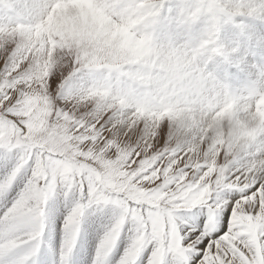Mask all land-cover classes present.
Listing matches in <instances>:
<instances>
[{"label":"snow or ice","instance_id":"1","mask_svg":"<svg viewBox=\"0 0 264 264\" xmlns=\"http://www.w3.org/2000/svg\"><path fill=\"white\" fill-rule=\"evenodd\" d=\"M249 17L264 0H0V264H111L125 231L115 264H264V67L234 87L221 40Z\"/></svg>","mask_w":264,"mask_h":264},{"label":"rangeland","instance_id":"2","mask_svg":"<svg viewBox=\"0 0 264 264\" xmlns=\"http://www.w3.org/2000/svg\"><path fill=\"white\" fill-rule=\"evenodd\" d=\"M244 24L243 28H236L235 26L226 27L222 34L221 40L222 43L229 48L235 47L242 51L245 61L246 67L241 69L238 73H229V82L234 87H240L242 85H247L252 83L253 79L258 76L259 70L261 67H264V22H260L251 17L247 18L242 22ZM228 39V40H227ZM231 39V40H229ZM227 42V43H226ZM4 169L0 167V174H2ZM6 204V206L4 203ZM63 199L59 201V204L55 202H50L49 204V217L51 218L53 213H62V211H67V205L64 203ZM10 204L9 201L0 200V212L4 211L6 207ZM4 205V208H3ZM62 208V209H61ZM3 209V210H2ZM54 209V210H53ZM193 211H196L195 209ZM111 216L112 213H109ZM51 225V226H50ZM53 223H51V219L49 222V228L51 229ZM53 232V241L60 242L63 238V233L60 235H56V230L51 229ZM55 232V233H54ZM96 232H101V236H103L104 228H99ZM95 232V233H96ZM83 235V233H82ZM47 236V235H46ZM101 239V238H100ZM92 241V240H91ZM91 250L93 251L92 255H96V243L91 242ZM59 242L56 244L59 246ZM80 244H77V249H79ZM22 253H18L20 255ZM76 253H74L75 257Z\"/></svg>","mask_w":264,"mask_h":264},{"label":"bare ground","instance_id":"3","mask_svg":"<svg viewBox=\"0 0 264 264\" xmlns=\"http://www.w3.org/2000/svg\"><path fill=\"white\" fill-rule=\"evenodd\" d=\"M233 27V26H232ZM228 40V39H227ZM229 40H231V39H229ZM227 43V42H226ZM3 201V200H2ZM52 203V202H51ZM1 204H4L5 206H6V204H5V202L4 203H1ZM64 204V203H63ZM4 205H3V208H4ZM62 209V208H61ZM3 210V209H2ZM54 210V209H53ZM62 213L64 214V215H66V213H67V211H62ZM110 215V214H109ZM111 216H109V218H110ZM51 219V218H50ZM62 221H63V216L61 215L60 216V223L62 224ZM52 223V222H51ZM108 223V219H106L105 220V224H107ZM51 226V225H50ZM52 227H53V229L54 230H56V227H55V224L53 223V225H52ZM52 227H51V229H52ZM101 229V228H100ZM102 229H103V227H102ZM55 233V232H54ZM61 233H63L62 231H61ZM61 233H59V235L61 234ZM46 235H47V232H46ZM102 236H101V232H94L93 233V235H92V238H91V242H94V243H96V245L99 243V241H100V238H101ZM59 242V241H58ZM57 241L55 242V247L56 248H58L59 246H57L56 244L58 243ZM49 243H51V242H49ZM128 243H129V234L127 233V231H125V233L124 234H122V236H121V240H120V242L117 244V246H116V248L113 250V253H112V257L110 258V260H111V264H115V261L116 260H119V258H120V256L123 254V252H124V249L127 247V245H128ZM75 253V252H74ZM74 253H73V255H74ZM91 253H93V251L91 250ZM92 256H94V255H92Z\"/></svg>","mask_w":264,"mask_h":264},{"label":"clouds","instance_id":"4","mask_svg":"<svg viewBox=\"0 0 264 264\" xmlns=\"http://www.w3.org/2000/svg\"><path fill=\"white\" fill-rule=\"evenodd\" d=\"M167 60H168V58L166 57V58H165V61H167ZM178 60H179V56H176L175 59L171 60V65H172L173 67H175V66L177 65V61H178ZM260 104H264V100L258 102V105H257V111H258V112L260 111ZM229 107H231V106H229ZM225 111H228V110L226 109ZM260 114H261V116H264V113H260Z\"/></svg>","mask_w":264,"mask_h":264}]
</instances>
